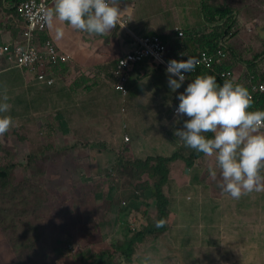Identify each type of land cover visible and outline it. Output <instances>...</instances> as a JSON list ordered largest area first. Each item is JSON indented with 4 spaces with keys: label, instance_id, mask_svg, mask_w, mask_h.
I'll return each mask as SVG.
<instances>
[{
    "label": "rangeland",
    "instance_id": "obj_1",
    "mask_svg": "<svg viewBox=\"0 0 264 264\" xmlns=\"http://www.w3.org/2000/svg\"><path fill=\"white\" fill-rule=\"evenodd\" d=\"M207 3L221 10L230 8L238 16L232 40L227 39L236 51L229 48L227 64L234 66L241 60L242 67L244 63L249 67L254 59L264 58V0ZM2 15L0 12V30L4 31L7 19ZM109 65L92 67L94 78L82 76L93 82L90 90L76 75L69 84L64 81L53 87L55 91L41 89V85L32 83L33 71L19 67L13 69L22 75L14 81L10 76L4 78L5 83L0 82V89L10 86L2 95L12 91L17 98L29 94L34 97L30 102H16L14 126L0 136V167L17 165L11 174L13 183L23 178L29 181L27 190L10 199H0L2 212L15 223V231H4L0 216V264H87L92 259L87 255L101 254L120 234L116 233V220L109 221L113 217L107 208L110 187L122 185L129 194L137 188L128 183L127 175L123 177L112 170L121 161L129 164L150 157L172 158L176 145H183L178 137L173 140L177 118H162L161 111L149 113L146 102L131 105L128 97L123 99L112 87L113 80L103 78ZM77 71L78 65L72 73ZM24 75L31 89L34 85L40 91L29 93L26 84L20 83ZM129 113H133L132 119L127 120ZM61 123H65V129ZM20 125H25L22 132L20 127L19 131L14 128ZM128 136L131 143L125 142ZM189 156L171 166L168 197L174 230L143 248L136 262L264 264V191L235 199L218 186L220 170L214 163L215 156L196 160L192 169L187 167ZM95 166L97 171L93 173L90 168ZM210 166L217 172L215 179L209 175ZM103 170L108 172L101 174ZM43 187L56 193L47 196L40 189ZM97 192H102L100 197ZM101 197L106 199L107 207ZM144 204L142 211L156 213L154 202ZM68 209L72 215L65 214ZM130 220L133 225L137 217ZM27 224L38 228L39 239H24L27 229H31ZM53 248L56 251L52 257H44Z\"/></svg>",
    "mask_w": 264,
    "mask_h": 264
},
{
    "label": "clouds",
    "instance_id": "obj_2",
    "mask_svg": "<svg viewBox=\"0 0 264 264\" xmlns=\"http://www.w3.org/2000/svg\"><path fill=\"white\" fill-rule=\"evenodd\" d=\"M120 3L121 0H54V7L46 15L49 22L55 19L61 24L70 25L75 30L103 36L120 24V16L125 11L120 10ZM17 5L13 4L12 7H17ZM4 6L5 3L1 2L0 9ZM0 12L3 11L0 10ZM8 15V18L13 21L20 22L22 25L21 33L24 26L23 20L16 19L10 13ZM225 22L226 20L222 22L223 25ZM122 27L124 25H121ZM181 32L184 33V31H180V36ZM58 34H63L62 29H58ZM184 36L185 33L181 37ZM20 38L19 35L17 39L12 37L10 40ZM231 38L232 34L230 37H223L220 40V49L214 55L220 50L224 51V55L217 59L212 69L216 65H222L229 61V48L235 50L227 41ZM5 42L7 41L0 44ZM204 51L208 50H201L197 56ZM195 57L185 56L186 60L171 59L168 61L166 74L168 85L173 92L179 89L187 79L184 75L185 72L192 73L195 71L199 64V60ZM261 57L254 59V62ZM232 65L231 67H234ZM116 68L117 65L115 71ZM228 72H233L234 78L232 80L222 77L224 73ZM174 76H178L179 79H174ZM220 77L224 80L223 83H219L214 75L196 74L195 78L187 84L185 90L179 93L177 97L179 105L175 107L174 115L176 117L186 116L187 119L184 120L181 128L174 130V136L180 138L187 148L203 153L206 157L215 156L216 164L220 170L218 186L222 192L238 199L253 191H264V175H261V171L264 170V110H249L253 100L259 95H264V93L257 92L255 99L252 100L250 94L254 92L253 87L248 90L244 85L235 83L236 73L233 68L223 71ZM115 78H117L116 75ZM117 80L116 85L119 82L118 78ZM250 81L253 85L260 84L258 82L260 81L259 75L253 74ZM120 95L127 96L123 95L122 92ZM8 100L9 97L6 93L0 98V136H3L14 126L13 118L6 114L11 107L7 102ZM208 133L213 134L212 138H208ZM125 142L131 143V139L127 137ZM208 172L213 179L217 177L216 170L211 166ZM157 226H163V221H158Z\"/></svg>",
    "mask_w": 264,
    "mask_h": 264
},
{
    "label": "crops",
    "instance_id": "obj_3",
    "mask_svg": "<svg viewBox=\"0 0 264 264\" xmlns=\"http://www.w3.org/2000/svg\"><path fill=\"white\" fill-rule=\"evenodd\" d=\"M51 2L49 10L54 7V3L51 5ZM3 3H5V6L0 9L3 11L1 18L3 17L7 20L6 22L4 20V31L0 30V43L3 41H8L12 37L17 39L20 35V30L22 27L20 22L15 20L12 23L10 22L12 19L8 18L9 15L7 10L12 8V4H10L12 2L4 0ZM198 6H200V9ZM119 7L121 11L125 10L120 16V24L116 28L112 29L110 33L103 36L88 34L83 31L75 30L71 28L70 25L66 23L61 24V22L55 19L49 22V27L46 33L50 40L58 45L61 51L69 53L70 57H72L71 61L78 65V71L76 74L71 72L67 74V76H64V73L60 71H57V73L55 72L54 74L48 73L49 76L54 77L55 81L53 84L55 87L64 81L66 84H69L73 81L75 75L76 78L82 76L94 78L95 75L92 67L101 68L110 64V69L107 72V76L103 75V78L107 77L109 80L112 79V87L118 94H120V92L115 89L116 82L118 81L114 75L117 60L121 56L135 49V41L138 37L153 35L159 36L166 42V44L169 45L172 54L183 53L186 57H193L197 56L203 49L202 42H205L207 37L210 38L216 36L215 27L223 25V23H217L216 25V22H208V19L204 13V0H121ZM194 11L197 15L194 13ZM170 14H172L173 17H171ZM121 25H124V27L121 28ZM58 29H62V35L58 34ZM190 30H192L191 35H189ZM15 31H17V33ZM180 31H184V37L180 36ZM255 62H253V64H251L249 67H245V63L243 64L244 67H242L240 61H237V63L234 62L233 70H235L236 73L235 83H240L250 90L249 88L252 89L253 85V83L250 81L253 74L259 75L260 81L258 82L260 84L264 83V58L261 57ZM15 67L16 66L8 67L5 62L4 65L3 61L0 62V82H4V78L10 76H14L12 78V81H14L17 76L22 75L14 71L13 68ZM255 67L256 69L254 70L253 68ZM21 69L25 70L24 68ZM102 70L105 71L106 69L102 68ZM33 73L35 76V81L32 83L41 85V89L53 88V84L49 85L45 82H40L37 78L36 72ZM87 77L80 78V81L84 83L86 90H90V84L93 82L87 79ZM173 78L179 79L178 76H174ZM194 78L195 75H191L184 81L179 89L173 92L168 85V76L166 74V67L164 65L153 61L141 63L131 71V74H128L129 80H127L125 87H127L129 90V94L127 96H123V99L128 97V102H130L131 105L133 103L139 105L143 102H146L147 111L149 113H154L157 110V112L161 111L162 115L160 116L162 118L163 116L166 118L170 116H173L174 119L177 118L176 125L178 129L183 126V122L185 119H187V117H176L174 115V109L177 105H179V100L177 97L179 93L185 90L187 84L190 83ZM108 79H105V81ZM21 82L26 84L29 93L31 91H40V88L35 87L34 85L32 87L33 90L31 89V85L28 83L29 80H27L25 75L22 77L20 83ZM78 83L76 84L78 85ZM9 87L10 86H8V88ZM8 88L0 89V94L2 95V92L4 91L7 92ZM7 95L9 100L12 102H30L34 100L32 94H29L23 99L17 98V96L14 95L12 91ZM15 107L17 108V103ZM257 109L259 108H257L255 105L252 111ZM132 115L133 113H129V115L126 117L127 120L132 119ZM11 117L14 118L13 116ZM159 119L161 120V118ZM207 136L208 138H211L212 134L208 133ZM174 139L177 138L173 136V140ZM178 140L180 141V138H178ZM181 143H183L182 140ZM139 152L140 150H138V153ZM214 163H216V161H214ZM90 171L93 173L97 171L96 166L90 168ZM102 173H104V170L101 171V174ZM97 178L104 182L106 181L105 178Z\"/></svg>",
    "mask_w": 264,
    "mask_h": 264
},
{
    "label": "trees",
    "instance_id": "obj_4",
    "mask_svg": "<svg viewBox=\"0 0 264 264\" xmlns=\"http://www.w3.org/2000/svg\"><path fill=\"white\" fill-rule=\"evenodd\" d=\"M4 0H0V3H3ZM12 2L10 4H19L22 0H7ZM207 0H204V13L210 23H218L220 21L226 20L223 27H217L216 36L207 37L205 42H202V50H208L212 54H214L217 50L220 49V40L223 37H230L232 34V30L238 24L237 16L234 14V11L230 8L225 10L219 9L217 6H213L209 3H206ZM10 14H13L16 19L21 20L22 18L19 16L17 12V7L14 6L12 9L7 11ZM209 13V14H207ZM13 23V20H10ZM213 30V29H212ZM17 33V31H15ZM40 34L39 40L41 43H44L46 40H50L49 36L45 32H39ZM188 57V56H187ZM0 62L3 61L5 64L9 65L8 62L4 61V57L0 58ZM224 61V60H223ZM76 67V64L71 61V59L67 61H63L57 64H49L46 66L47 73L54 74L57 71L63 72L64 76L71 73L73 69ZM231 69V64H222L216 65L214 69H201L198 75L200 74H211L217 78L219 83H223V79H221L220 74L223 71H227ZM131 74V72L127 73ZM65 78V77H63ZM62 81V80H60ZM52 87H55L53 84ZM51 91H55L54 88L49 89ZM49 95H52L51 93ZM10 104V111L8 112L10 116L15 115L16 110V102H8ZM12 103V104H11ZM257 108L264 110V95H259L255 100H253L252 106L249 110H253L254 106ZM13 106V108H12ZM65 129V123H61ZM21 128V132L24 130L25 125L16 126L19 131ZM13 128V127H12ZM213 135V134H212ZM20 138L23 137L22 134L18 135ZM212 138V136H211ZM183 145H176V153L172 158L167 157H150L146 160H134L131 163H123L121 161V165L115 170L121 176L127 175L128 183L137 185V188L134 190L132 194L125 193L126 189L123 186H118L113 184L110 187V198L107 203H110L107 207L106 199L101 197L106 207L108 208V212L113 215V217L109 221L116 220L118 229L116 233H120L119 236L112 241V245L109 248H104L101 254H97L96 256L87 255L92 258L88 261L87 264H138L135 260L137 256H139L140 251L150 245L155 241H159L163 236L171 233L174 230V225H170L172 221V210L170 208L171 201L168 197L169 191V183L171 180V166L174 162H179L185 160L184 157L190 155L189 159H186L187 167L192 169L195 165L196 160L204 159L206 156L203 153H198L195 150L187 148ZM67 148V147H66ZM77 148H74V150ZM27 166V164L25 165ZM18 168L17 165H9V166H1L0 167V199H10L15 197L20 192L27 190L29 181L26 178H23L19 182L13 183L11 179V174L13 171ZM110 169V168H109ZM46 170L50 171V168H46ZM59 171L58 169H56ZM108 170V169H107ZM107 170H104L106 173ZM108 172V171H107ZM264 175V174H262ZM92 183L95 182L94 179L91 180ZM87 182V181H86ZM45 192L47 196L50 193H56V190H50L49 188H40ZM50 191V192H49ZM95 193V191H94ZM102 192H97V197H100ZM139 193V195H138ZM257 193L259 195V191H254L252 194ZM154 202L156 204L157 211L156 213L149 212V210H141L142 204H151ZM66 215H72L73 212L68 209L65 212ZM0 216L3 217V229L4 231H15V223L13 221H9L7 217L1 210L0 207ZM137 217V221L132 225L131 218ZM163 221V226L158 227L157 222ZM27 227L31 229H27L24 234V239H39L38 228L33 226L32 224H27ZM46 247H44V250ZM56 251L54 248L51 252H45L44 257L51 258L52 253ZM126 263H123V261Z\"/></svg>",
    "mask_w": 264,
    "mask_h": 264
},
{
    "label": "built area",
    "instance_id": "obj_5",
    "mask_svg": "<svg viewBox=\"0 0 264 264\" xmlns=\"http://www.w3.org/2000/svg\"><path fill=\"white\" fill-rule=\"evenodd\" d=\"M50 0H23L17 5L19 16L24 22L20 33L21 38L18 40H9L0 44V57H4L11 66H16L36 72L37 78L47 84H53L55 79L49 76L46 66L57 64L69 60L71 57L68 53L63 52L52 41L46 40L44 43L38 38V33L45 31L48 26L47 12L49 11ZM184 33L181 32V36ZM224 55L220 50L217 54H211L208 51L202 52L196 56L199 64L192 73L185 72L187 79L191 75H196L201 69H212L219 57ZM171 59L186 60L184 55L172 54L169 45L159 36L138 37L135 41V49L118 59L115 71L119 79L116 89L127 95L129 90L125 87L128 79L127 73L136 68L137 65L146 62H156L168 66ZM223 78L233 79V72L224 73ZM252 100L255 99L256 93H264V83L255 84ZM178 107V106H177ZM176 110V109H175Z\"/></svg>",
    "mask_w": 264,
    "mask_h": 264
}]
</instances>
